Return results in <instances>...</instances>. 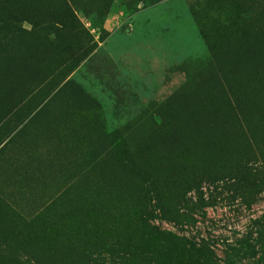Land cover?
Masks as SVG:
<instances>
[{
  "label": "rangeland",
  "instance_id": "374dc122",
  "mask_svg": "<svg viewBox=\"0 0 264 264\" xmlns=\"http://www.w3.org/2000/svg\"><path fill=\"white\" fill-rule=\"evenodd\" d=\"M0 264H264V0H0Z\"/></svg>",
  "mask_w": 264,
  "mask_h": 264
},
{
  "label": "trees",
  "instance_id": "16d2710c",
  "mask_svg": "<svg viewBox=\"0 0 264 264\" xmlns=\"http://www.w3.org/2000/svg\"><path fill=\"white\" fill-rule=\"evenodd\" d=\"M257 224H260L259 221L257 222ZM195 248V246H193ZM211 253V252H210Z\"/></svg>",
  "mask_w": 264,
  "mask_h": 264
}]
</instances>
